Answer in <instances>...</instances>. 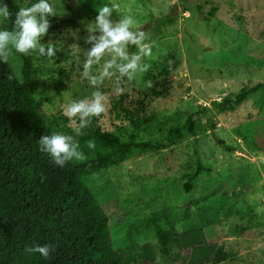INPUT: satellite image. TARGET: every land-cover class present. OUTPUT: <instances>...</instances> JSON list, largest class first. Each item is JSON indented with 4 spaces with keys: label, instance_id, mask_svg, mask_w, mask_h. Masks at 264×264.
<instances>
[{
    "label": "rangeland",
    "instance_id": "1",
    "mask_svg": "<svg viewBox=\"0 0 264 264\" xmlns=\"http://www.w3.org/2000/svg\"><path fill=\"white\" fill-rule=\"evenodd\" d=\"M50 2L59 15L49 18L51 26L41 42L51 41L57 54L51 59L32 55L31 98L40 116L55 126H60L58 116L68 103L96 90L80 72L88 47L86 27L100 6L118 4L112 19L133 16L152 44V57L144 61L151 65L149 71L122 85V94L114 91L115 77L100 87L107 96V110L98 117L104 130L121 134L125 141L135 136L167 144L86 179L108 216L114 250L152 242L158 264H177L176 258L162 256L154 234L138 223L160 212L171 214L180 231L202 226L210 242L231 254L225 264H264V88L235 112L214 108L243 88L264 83V0ZM171 14L174 23L158 27ZM73 44L80 45L79 56L71 55ZM129 51L136 48L129 46ZM9 64L21 77L17 54ZM148 81L151 87H146ZM205 107L213 111L200 115L196 135L186 131L182 142L172 144L177 136L170 135V128L186 126L188 116ZM128 117L141 126H133ZM200 165L205 171L186 193L185 176Z\"/></svg>",
    "mask_w": 264,
    "mask_h": 264
},
{
    "label": "trees",
    "instance_id": "2",
    "mask_svg": "<svg viewBox=\"0 0 264 264\" xmlns=\"http://www.w3.org/2000/svg\"><path fill=\"white\" fill-rule=\"evenodd\" d=\"M5 2L14 20L22 6L15 0ZM21 2L28 7L36 0ZM174 21L171 14L159 20L158 27ZM9 24L12 26L11 20ZM16 54L22 63L21 77L9 80L13 68L9 63H0V264H158V250L152 242H133L126 249L114 250L108 216L87 187L86 179L136 154L163 150L167 144L139 141L135 136L125 141L121 134L104 130L99 118L93 117L85 134L78 137L87 159L55 166L39 150V138L53 132L74 135V127L68 125L70 120L64 114L58 116L60 126L40 116L31 98L33 54ZM263 88L264 83L245 87L234 99L215 103L214 108L219 113L235 112ZM212 111L205 107L190 114L186 126L171 127L170 135L177 136L172 144L182 142L186 131L195 136L200 115ZM128 119L136 128L141 126L134 117ZM88 140H94V149L87 148ZM218 143L225 145L221 140ZM227 149L235 151L233 147ZM204 171L200 165L195 173L185 176L186 193L193 190ZM172 217L156 212L138 222L154 234L164 258H176L177 264H225L231 259L223 247L208 240L202 226L180 231ZM46 244L55 246L49 259L24 251L25 246Z\"/></svg>",
    "mask_w": 264,
    "mask_h": 264
},
{
    "label": "clouds",
    "instance_id": "3",
    "mask_svg": "<svg viewBox=\"0 0 264 264\" xmlns=\"http://www.w3.org/2000/svg\"><path fill=\"white\" fill-rule=\"evenodd\" d=\"M118 9L119 5L114 2L100 6L94 22L86 27L84 43L88 47L83 51L80 77L96 90L90 97L73 100L64 107V115L76 122L74 135L53 132L39 138V150L47 154L55 166L64 167L70 162H84L87 159L78 137L85 134L84 129L91 125L93 117H99L107 110V96L100 91L104 81L115 77L114 91L122 94V85L136 80L151 67L144 62L152 57V44L146 42L150 39L148 34L137 27V21L131 15L113 20V12ZM56 15H59L58 10L50 0H36L31 6L20 7L12 20L13 13L8 4L5 0H0V63H9L16 53L55 57L56 47L51 41L45 44L41 40L49 32V18ZM10 20L11 30L7 27ZM129 46H134L136 51L130 52ZM70 53L79 56L80 45H71ZM19 76L20 72L17 70L8 79ZM146 87H151V81L146 82ZM86 146L94 149V140H88ZM24 251L29 254L39 253L44 259H49L55 246H25Z\"/></svg>",
    "mask_w": 264,
    "mask_h": 264
}]
</instances>
